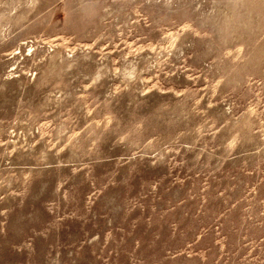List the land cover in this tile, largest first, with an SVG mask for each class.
<instances>
[{
	"label": "rangeland",
	"instance_id": "1",
	"mask_svg": "<svg viewBox=\"0 0 264 264\" xmlns=\"http://www.w3.org/2000/svg\"><path fill=\"white\" fill-rule=\"evenodd\" d=\"M0 264H264V0H0Z\"/></svg>",
	"mask_w": 264,
	"mask_h": 264
}]
</instances>
